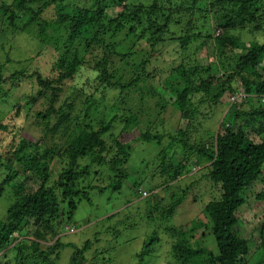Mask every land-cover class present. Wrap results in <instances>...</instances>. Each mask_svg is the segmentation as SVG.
I'll list each match as a JSON object with an SVG mask.
<instances>
[{
	"label": "trees",
	"instance_id": "trees-1",
	"mask_svg": "<svg viewBox=\"0 0 264 264\" xmlns=\"http://www.w3.org/2000/svg\"><path fill=\"white\" fill-rule=\"evenodd\" d=\"M58 1L65 0H16L8 17L13 32L28 31L63 50V57H58L62 65L54 64L56 76L38 75V92L27 96L30 103H37L35 108L44 101L43 110L36 113L40 124L51 136L61 134V138L45 146L41 139L23 138L9 150L0 149V159L7 157L4 182L16 189L14 204L6 218H0V264H59L52 258L53 249H42L40 240L56 238L81 200L92 201L89 190L97 187L87 183L92 163L109 166L116 176L110 178V186L120 195L118 188L129 177L125 164L130 160V144L117 140V149L107 150L104 136L122 115L113 114L104 123L99 116L106 108L127 109L131 114L127 123H145L143 139L163 145L159 156L167 176L150 192L177 187L165 213L175 211L189 194L191 182L184 187L181 178L194 167L199 166L210 186L201 208L204 216L195 222L199 235L209 236L212 246L197 241V231H192L193 238L182 231L174 233L176 227L187 228L174 225L167 241L174 264H264V0H83L72 9L61 7L55 15H47L46 10ZM117 6L122 8L118 14L109 15L108 9ZM258 33L263 34L256 37ZM166 48L177 58L161 68V60L171 54L165 55ZM145 49L148 52L143 54ZM92 53L91 70L102 91L89 76H82ZM16 76L33 78L25 71H16ZM78 76L80 81L73 83ZM240 88L242 101H233L241 95ZM110 92H115L116 101L102 104ZM77 96L84 100L86 117L93 112L103 126L84 127V120V129L78 131L79 116L72 113ZM169 104L179 116L174 132L156 126L160 119L164 122ZM224 104L228 108L218 131L204 138V121ZM88 157L90 163L82 167L79 160ZM55 161L59 162L56 171ZM30 173L40 177V185L25 193L24 179ZM21 176L19 183H11ZM144 190L138 188L137 197ZM149 216L153 218L152 211ZM32 233L36 239L30 237ZM156 234L144 242L141 260L160 237ZM194 239L196 245L191 246ZM56 243L57 248L66 247L61 238ZM92 245L89 239L82 247L74 244L70 264H97V256L88 255Z\"/></svg>",
	"mask_w": 264,
	"mask_h": 264
},
{
	"label": "rangeland",
	"instance_id": "rangeland-1",
	"mask_svg": "<svg viewBox=\"0 0 264 264\" xmlns=\"http://www.w3.org/2000/svg\"><path fill=\"white\" fill-rule=\"evenodd\" d=\"M81 1L83 0H72V3H69L68 0L63 2L58 1L54 4L53 8L50 7L46 10V13L47 15H55L56 9H61L62 7V10L66 11L72 9L76 4H81ZM16 3V0H0V76L2 79L0 81V125L6 127L5 129H0V149L2 151L11 149L14 144H17L23 138L34 142L41 139L43 140L41 143L44 146L61 138V134L51 136L50 132L44 129L43 124H40L41 119L36 113L39 110H43L44 101L41 100L38 107L35 108L37 103H30L27 96L38 92V75H41L43 79L56 76L57 71L54 64H59L60 62L59 65H62V61L59 59L63 57V50L61 49V54V51L45 44L28 31L13 32L8 17ZM121 9L120 6L112 7L108 9V13L115 16ZM16 21L22 24L19 19ZM262 34L258 33L256 37ZM244 36L246 41H250L251 37L247 34ZM148 50L150 51L149 48ZM148 50L145 49L143 54L148 52ZM97 52L101 54V51ZM164 52L165 55L169 52L171 54L166 55L160 64L157 63L161 68H165L177 58L175 54H172L171 48H166ZM69 53L66 56L69 57ZM93 57V53L88 56V68L81 69L82 76L84 79H86V76H89L94 81L97 90L102 91V87L95 79L96 73L91 70L95 65ZM153 57L155 56L152 55L151 60L154 63ZM16 71H25L28 75H32L33 78L13 77V73ZM75 79L73 83L79 82L80 76ZM70 80L72 81V79ZM159 83L157 82V84ZM242 89L240 88V102L244 97L242 96ZM114 94L115 92L106 93L102 104L116 101ZM131 95L134 96L135 92ZM151 100L152 103L155 102V98ZM82 101L84 100L77 96L76 102L78 104L72 109L73 116L77 114L81 123L78 131L82 128L84 129L86 126L88 127V124H92L96 130L99 129L103 126V122L93 112L86 117L84 102ZM133 107L137 108V105L133 104ZM227 108L226 104L219 106L210 114L211 119L209 120L208 118V121H204L205 127L201 128L204 138H206L208 132H211L213 136L216 134ZM106 109L99 116V118L104 120V123H108L112 119L113 114L118 113V115H122L112 123L104 138L106 139L107 150L111 149V147L114 150L117 149V140L130 144V160L125 164L129 177L123 181V188H118L120 189V195H118L110 186L112 182L110 178H115L116 176L114 173H110L109 166L100 165L98 162L92 163L90 168L91 176L87 180L89 185L93 184L97 186L89 190L92 201L89 202L86 199H82L78 204L74 216L69 220H65L63 224L64 230L61 229L60 234L54 239L49 241L40 240L42 244L41 248L47 251L53 249L52 258H57L59 264H70L71 255L75 254L76 248L74 244L82 247L89 239L92 240L93 245L88 249V255L90 258L91 256H97V264H174V258L169 251L170 246L167 243L168 239L171 238L169 229L175 228L174 225H183L187 227L186 230H182L184 227H176L174 233L182 231L183 235L193 238L192 235L198 230V222H195V220L198 217L204 216L201 208L208 201L210 186L202 177L203 172L199 170V166L194 167L189 175L186 174L181 178V185L183 186L184 184V187L188 186L191 182L189 194L175 211L171 212V214L165 213L164 207L167 208L171 202L172 191L174 193L178 192L177 187L175 186L169 191L166 188L158 187L153 192H150L155 185L164 181L167 176L163 171L165 164L159 156L163 145L154 141H145L143 138H145L144 134L146 133L147 125L145 123L139 125L137 123L128 124L127 118L131 114L127 109ZM167 109L164 113V122L163 119H160L156 123V126L161 130L164 128L167 131L174 132L179 123L178 111L172 104H169ZM206 111L207 109L204 110V112ZM142 115L144 116V114ZM84 120L86 121V125L84 124L83 127L82 123ZM206 127L208 130H206ZM195 133L197 132H194V137H196ZM178 151L179 156L181 151L180 146ZM108 160L106 158L105 161L107 162ZM6 161L7 157L0 159V187L4 185L3 190L0 191V218H6L7 209L16 200L15 187L4 182L7 174L6 171H8L4 165ZM79 162L83 167L90 163V158H82ZM58 168L59 162L55 161L52 169L56 171ZM23 177L14 178L11 183H19ZM24 182L23 191L25 193L33 192L40 185V177L30 173L24 179ZM50 182L55 183V180H50ZM87 183L85 182L84 186H87ZM212 185L216 186L215 184ZM140 187L148 192L146 197L143 195L137 197V189ZM99 188H102V190L99 191ZM196 196L197 198H195ZM149 211L153 212V218L149 216ZM163 217L164 219L158 222V219ZM187 222L188 224L186 225ZM157 231L160 237L154 242L144 259L141 260L140 250L144 242L153 235H157ZM16 233L14 232L13 235H16ZM97 233H99V236H97ZM31 235L32 239H36L33 233ZM186 236L184 237L185 239L188 238ZM195 237L198 239L197 241L202 242L205 240L208 246H212V239L208 240L209 236L204 239L197 231ZM58 238H61V243H64L66 246L63 249L57 248L56 241ZM181 238L183 237L180 236ZM193 244L196 245V239L190 242L191 246ZM10 257L13 258V255ZM210 264L213 263L210 262Z\"/></svg>",
	"mask_w": 264,
	"mask_h": 264
},
{
	"label": "built area",
	"instance_id": "built-area-1",
	"mask_svg": "<svg viewBox=\"0 0 264 264\" xmlns=\"http://www.w3.org/2000/svg\"><path fill=\"white\" fill-rule=\"evenodd\" d=\"M240 96L234 97L233 99L235 100L236 98H240ZM142 193H143V196H147L148 195V192L147 191H142Z\"/></svg>",
	"mask_w": 264,
	"mask_h": 264
},
{
	"label": "clouds",
	"instance_id": "clouds-1",
	"mask_svg": "<svg viewBox=\"0 0 264 264\" xmlns=\"http://www.w3.org/2000/svg\"><path fill=\"white\" fill-rule=\"evenodd\" d=\"M243 95V94H242ZM241 97V96H240ZM235 100H237V98L235 99ZM234 99H233V101H235ZM145 191V190H144ZM142 195H143V193H142ZM144 197H146V196H144ZM19 235V233L17 232L16 233V236H18Z\"/></svg>",
	"mask_w": 264,
	"mask_h": 264
}]
</instances>
